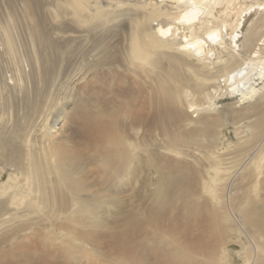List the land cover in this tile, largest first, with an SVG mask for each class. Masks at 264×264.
<instances>
[{"label": "bare ground", "instance_id": "6f19581e", "mask_svg": "<svg viewBox=\"0 0 264 264\" xmlns=\"http://www.w3.org/2000/svg\"><path fill=\"white\" fill-rule=\"evenodd\" d=\"M5 55L0 264H264V0H0ZM86 138L112 178L147 167L152 204L80 242L92 201L130 200L89 180Z\"/></svg>", "mask_w": 264, "mask_h": 264}, {"label": "rangeland", "instance_id": "374dc122", "mask_svg": "<svg viewBox=\"0 0 264 264\" xmlns=\"http://www.w3.org/2000/svg\"><path fill=\"white\" fill-rule=\"evenodd\" d=\"M262 11V10H261ZM92 48V45L90 44V43H83L81 46H80V48H79V58H78V61H77V63H82V62H85L86 63V61L88 62L91 58H92V56H91V54H93V52H89V50ZM4 58V59H3ZM3 58H1L0 59V84L3 82H5V81H7V82H11V75H12V73L13 72H15V70H16V67L14 66L15 64L13 63V60L10 58V57H8V61H10V59H11V62H12V64H13V66L11 65V63L9 64L10 65V67H9V65L7 64L8 63V61H7V56L5 55V57L3 56ZM10 58V59H9ZM7 61V62H4V61ZM7 64V65H6ZM4 67V68H3ZM12 67H14V68H12ZM9 68V69H8ZM11 68V69H10ZM6 69V70H5ZM13 69V70H12ZM2 71V72H1ZM3 71H5V72H3ZM13 71V72H12ZM8 72H9V74H8ZM12 72V73H11ZM1 73H2V75H1ZM2 87H1V85H0V91H1V93H3L2 92ZM1 93H0V96H1ZM9 93V91L7 92V94ZM6 94V96L7 97H9L8 95ZM12 98V97H11ZM237 100H238V98H236ZM236 99H231V98H228V97H224V98H221L220 99V101L221 102H219L218 104L220 105V106H222V105H225V103H227V102H234V101H236ZM15 103V101L13 100V104ZM14 107H15V104H14ZM40 121H42V119L41 118H38V120H37V122H36V127L35 128H37V127H39L40 126V124H41V122ZM34 129V128H33ZM158 135V134H157ZM157 135H154V136H156V137H154V139H153V143H155L156 142V140H159V142L158 143H156L157 145L158 144H160L162 141H161V137L159 138V137H157ZM226 137H228L229 138V142H224L223 143V140H218V143H217V151H219V152H217L219 155L218 156H220V158H222V157H224L225 159L228 157V159L230 158H234L238 153V150L236 149V146H237V144H238V138L236 137V135L234 134V130L233 129H230L229 131H228V133H226ZM81 141H83V137H81V139H80ZM161 141V142H160ZM86 142H88L89 143V145H82L81 146V149L82 150H86V152H85V155H84V162H91V163H84L83 162V165L84 166H86V165H88V166H86V173L88 174V175H90V177H89V180H90V178H91V182H94L95 180L97 181V182H99L100 184H103V187H107L108 185V189L110 190V192L111 191H113V192H119V193H122L121 195L122 196H126V197H128L130 200H129V202H127L126 204H120L119 206H113V207H111V206H109V205H107L106 203H101V202H98L97 200H95V201H92V203H93V207L89 210V211H86V212H82V213H79L78 214V216H80L81 218H83L84 219V221L85 222H83V223H85L84 225H81V226H79L78 227V234L79 235H81V236H83V237H81V238H79L80 240V242H82L81 240H85V234L88 232V231H90V232H97V230H100V229H102L101 231L102 232H104V228L106 227V225L105 224H107V226L108 227H106L107 229H106V232L107 233H110V234H114V231H117V232H123V234H125V231H126V233H127V227H128V218H125L126 216L127 217H129V215H130V212L131 211H134L135 210V212L134 213H137L138 212V210H140L141 209V207H140V205L139 204H143V205H145V206H150L152 203H150V202H152L151 200H148V203H147V199L149 198V195H148V190H150L151 188V186H149L150 185V181H149V179H148V169H147V167H144V168H142V169H140V170H137L136 172H141V175H142V177H141V179H143V180H141L140 179V174L139 173H136V174H134L135 176H133L132 178H131V180L129 179V180H123L122 178H118V177H116V176H114L113 175V178L112 177H110V176H112V174L110 173V172H113V171H110V170H114V169H112V168H107L106 170L108 171L109 169V173L110 174H108L107 173V171H106V173L105 172H103V167L99 164V162H98V160H99V158H98V155H97V151L93 148V142L91 141L90 142V140L89 139H87L86 138ZM92 143V144H91ZM204 143H206L205 141H204ZM208 144V143H207ZM229 146H231V147H229ZM86 147V148H85ZM89 148V149H88ZM200 149H201V151H200ZM200 149H196L194 152H193V155H196L197 157H200L201 156V154L200 153H202L205 149H208L207 147H200ZM227 149H228V151L229 152H227ZM91 150H93V151H91ZM223 150V151H222ZM227 152V154H226V152ZM232 151V152H231ZM230 153V154H229ZM232 153H233V155H232ZM235 154V155H234ZM225 155V156H224ZM94 156V157H93ZM222 156V157H221ZM86 158V159H85ZM224 158H222L223 159V161L224 162H227V159L225 160ZM96 160H97V162H96ZM191 160H193V159H191ZM134 163L136 164V163H138V162H133V163H131L132 165H131V169H132V167H134V166H137V165H134ZM95 164V165H94ZM90 165H92V166H90ZM134 165V166H133ZM83 166V167H84ZM97 166H99V167H97ZM92 167V168H91ZM124 167H125V165H124ZM91 169L90 171H89V169ZM136 168V167H135ZM137 169V168H136ZM147 169V170H146ZM146 170V171H145ZM96 171V172H95ZM115 172L114 173H116V174H122V172L121 173H119V168H117L116 170H114ZM133 171V170H132ZM101 172V173H100ZM134 172V171H133ZM97 173V174H96ZM99 173V174H98ZM102 174V175H101ZM139 174V175H138ZM101 175V176H100ZM107 175V176H106ZM136 175H137V177H136ZM93 176V177H92ZM95 176V177H94ZM99 177H103V178H101V179H99ZM138 177H139V179H138ZM97 178H98V180H97ZM116 180H115V179ZM118 178V179H117ZM101 182H100V181ZM136 180H138V185L140 186V187H138L136 184ZM145 180H146V182H145ZM108 181L110 182V184L108 183ZM106 184H105V183ZM123 182V183H122ZM131 182V183H130ZM133 182V183H132ZM141 182V183H140ZM143 182H144V185H143ZM108 184V185H107ZM116 186V187H112L111 188V186ZM121 185V186H120ZM123 185V186H122ZM148 185V186H147ZM132 186H134V188L132 187ZM95 187H98L97 185H94V189H95ZM120 187V188H119ZM123 187V188H122ZM137 187V188H136ZM127 188H128V190H127ZM150 188V189H149ZM115 189V190H114ZM121 189V190H120ZM148 189V190H147ZM126 190V191H125ZM129 193H128V192ZM147 193V194H146ZM148 197V198H147ZM151 198V197H150ZM149 198V199H150ZM150 203V204H149ZM119 208H121V209H119ZM75 206H71V205H69L68 206V208H67V210L61 215L67 222L70 220V218L72 217V215H74V213H75ZM115 211H118V212H115ZM125 211V212H124ZM119 212H122V215H121V213H119ZM117 213H119V215L117 214ZM141 214H139L137 217H139L140 215V217H142V216H144L143 214V212H140ZM117 214V215H116ZM133 214V213H132ZM121 215V216H120ZM124 215V216H123ZM126 215V216H125ZM122 217H124V219L122 218ZM122 219H123V221H122ZM103 221H104V223H103ZM141 221V220H140ZM140 221H136V227H137V229H139V227H141L142 225H143V223H144V221L142 220V222H140ZM89 222H91V227H88V223ZM121 223V224H120ZM58 224H59V222H58ZM115 224V225H114ZM102 225H105V227L104 228H102ZM119 225V226H118ZM99 226V227H98ZM121 226H123V227H121ZM113 227H115V228H113ZM110 228V229H109ZM109 229V230H108ZM115 229V230H114ZM120 229V230H119ZM121 230H123V231H121ZM116 232V233H117ZM56 233H58V234H62L63 233V231L62 230H56ZM107 233H103V234H105L104 235V237H108L110 234H107ZM115 233V234H116ZM96 234V233H95ZM95 234H90V235H88V238H89V240L90 241H86V242H88V243H86L87 244V246L88 247H91L92 245L94 246V244H92L91 242H94V236H95ZM108 235V236H107ZM106 239H108V238H106ZM101 242H103V243H105V241L102 239V237H101ZM55 243V242H54ZM59 244V243H58ZM90 246H89V245ZM93 246H92V248H93ZM230 247V246H229ZM80 248H82V249H85V248H83V247H80ZM233 247H231L230 248V250L231 251H233V249H232ZM236 249H235V251L237 252L238 250H240V247L239 246H236L235 247ZM238 249V250H237Z\"/></svg>", "mask_w": 264, "mask_h": 264}]
</instances>
